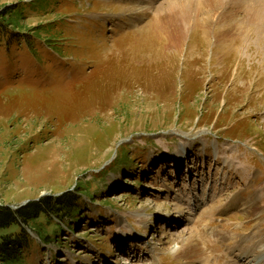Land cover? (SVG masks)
<instances>
[{
	"label": "rangeland",
	"instance_id": "obj_1",
	"mask_svg": "<svg viewBox=\"0 0 264 264\" xmlns=\"http://www.w3.org/2000/svg\"><path fill=\"white\" fill-rule=\"evenodd\" d=\"M170 2L0 0V207L74 197L26 264H264V23L234 3L176 49Z\"/></svg>",
	"mask_w": 264,
	"mask_h": 264
},
{
	"label": "bare ground",
	"instance_id": "obj_2",
	"mask_svg": "<svg viewBox=\"0 0 264 264\" xmlns=\"http://www.w3.org/2000/svg\"><path fill=\"white\" fill-rule=\"evenodd\" d=\"M170 1L172 2V3L170 2L171 5H169L171 8L170 11L173 12V17H174V18H172L174 20L173 21L174 23L172 25V26H174V28L172 27L173 29H171V30H173V31L176 30L178 32V36L176 38H173V39L169 38V41L165 45L169 46V47L172 46L176 49L181 48L180 46L182 44V41L184 39L185 34L191 29V27L194 26V24L201 25L204 28V30L206 31L211 25L214 26V23L216 22V20L219 19V17L216 18L218 15L220 17L221 16L229 17L232 20L235 18V15H236V14H234V11H233V8L236 6H238V8L240 6L241 7H248L249 6V9H252V11H251L252 13L249 15V21L256 23V21L259 20L260 22L264 23V0H254V2H251V0H170ZM234 3L236 6L234 5ZM250 3L251 4L253 3V4L250 5ZM198 6H204V8L198 7ZM147 11L149 12V9L144 10V12H142L141 14L145 15V13H147ZM202 14H204V15H202ZM200 15H202V17H203L202 19L199 17ZM157 18L155 17L149 24H152V25L155 24L156 20H157V22L160 23L161 22L160 19H157ZM155 26H156V24H155ZM229 26H232V23L230 25H228L227 28ZM165 28H167V27H165ZM242 28H243V26H242ZM221 31H223V30H221ZM153 32L157 35L159 34L157 30L152 31V33ZM170 32H172V31H169V33ZM152 33H150V34H152ZM173 35H176V34H173ZM186 151H187V148L183 147V148L177 150L176 153L183 156ZM180 155L175 156V160L177 162L176 165H179L180 163L184 162ZM228 206H225L224 209H227ZM140 219L142 222L147 221V219H145L144 217H141ZM254 235H256V234H254ZM131 236H136V233L130 232L129 234H127L126 236H124L122 238L121 246L118 245L121 247L120 248L121 251L123 250L122 248L125 247L124 249H126V247H127V249L125 250V253L127 252L128 245L126 243V239L129 240L130 238H132ZM195 237L196 236H191L188 239V241L183 245L184 247L182 249H180L179 254L181 256H185V257H189V258H195V257H199L202 254H204L205 246L201 247V245L199 244V241L197 239H196V243H194L193 239ZM259 251H261L263 253L264 247H260ZM247 254H248V252H242L241 255H244V257H247V256H249ZM248 258L250 259V256ZM250 262H251L250 264H258V261L256 258L250 260ZM252 262H254V263H252ZM104 263H105V261H104Z\"/></svg>",
	"mask_w": 264,
	"mask_h": 264
},
{
	"label": "trees",
	"instance_id": "obj_3",
	"mask_svg": "<svg viewBox=\"0 0 264 264\" xmlns=\"http://www.w3.org/2000/svg\"><path fill=\"white\" fill-rule=\"evenodd\" d=\"M16 10L14 7L8 10L5 7L0 11V35L7 33L11 24H20L22 16ZM73 200V195L66 193L55 202L43 198L22 205L16 210L9 206L0 207V264H26L24 248L29 244L31 236L23 224L30 225L47 241L50 234L43 229L44 220L41 217L48 219L50 209L60 215L70 213L74 209ZM56 228L60 226L56 224Z\"/></svg>",
	"mask_w": 264,
	"mask_h": 264
}]
</instances>
